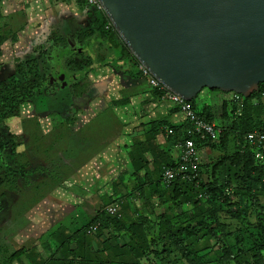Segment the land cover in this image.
<instances>
[{"label": "rangeland", "instance_id": "rangeland-1", "mask_svg": "<svg viewBox=\"0 0 264 264\" xmlns=\"http://www.w3.org/2000/svg\"><path fill=\"white\" fill-rule=\"evenodd\" d=\"M103 31L97 22V12L85 0H0V102L29 87L32 92L15 114L0 125L3 137L14 147L13 154H7L0 166L10 168V172L0 169V264L21 249L37 247V254L44 255L50 251L49 221H58L65 210L66 193L56 181L60 170L68 165L64 160L69 153L74 157L69 161L71 166L79 161L90 170L98 165L96 157L89 156L100 151L97 159L102 157L104 165L112 170L114 154L129 153V157H134L146 153L148 147L157 152L159 133L169 142L173 140L164 129L168 112L161 108L154 90L142 82L135 61L118 60L116 53L102 42L99 33ZM212 104L216 119L222 118L226 123L227 112L233 122L235 115L226 101ZM253 104L264 115V91ZM197 110L204 112L206 106L199 104ZM210 117L214 118L212 114ZM77 120H80L78 128H70ZM224 122L219 125L220 132L222 128L227 130L226 126L221 127ZM235 133L233 128L228 129L215 144L204 146L201 153L214 168L216 181L226 184L223 190L226 196L222 192L215 195L218 201L211 216L218 217L222 226L214 228L211 222L213 230L200 231L196 222L205 219L204 215L210 216L204 202L201 211L193 212L188 205L186 213L178 203H170L163 212L162 196L147 201L144 211L137 202H129L128 213L139 216L130 217L125 227L113 222L99 230L116 234L104 235L103 246L111 241L120 243L113 251L102 249L103 258L119 264L108 256L119 249V253H124L120 257L122 264H190L176 248L166 254L169 256L160 253L163 243L156 239L162 238L166 229L159 219L164 216L172 218L174 227L194 226L199 230L191 238L190 247L197 252L192 259L198 257L205 264H264V180H259L263 174L244 167L246 162L239 159L245 153L243 138ZM90 135L99 137L91 139ZM114 135H117L115 142L110 140ZM213 151L219 153L218 158ZM142 165L141 171L156 170L155 163ZM253 166L264 170V164L259 162ZM207 168L206 184L213 180V171L209 173L211 169ZM248 175L246 190L241 179ZM106 176L109 185L114 182L115 175ZM119 177L118 183L125 176ZM148 178L144 172L137 175V180L146 182ZM238 185L247 193L241 201L235 194ZM196 199L204 201L197 196ZM83 226L84 223L80 229ZM84 245L88 250L81 257L94 260L96 253L89 248L93 247ZM22 260L25 264L30 262Z\"/></svg>", "mask_w": 264, "mask_h": 264}, {"label": "water", "instance_id": "water-1", "mask_svg": "<svg viewBox=\"0 0 264 264\" xmlns=\"http://www.w3.org/2000/svg\"><path fill=\"white\" fill-rule=\"evenodd\" d=\"M119 38L165 88L244 98L264 84V0H99Z\"/></svg>", "mask_w": 264, "mask_h": 264}, {"label": "crops", "instance_id": "crops-1", "mask_svg": "<svg viewBox=\"0 0 264 264\" xmlns=\"http://www.w3.org/2000/svg\"><path fill=\"white\" fill-rule=\"evenodd\" d=\"M141 79L142 82H145V84H147V82L142 77ZM156 97L161 104V108L164 109L165 112H168L165 114V118H166L165 121L167 123V126L164 129L167 128L166 129L167 131L168 130L172 131V133L169 134L171 135L170 137H172L171 139H173L172 142H169L167 138L161 136V133H159L160 135L157 138L159 150H157V152L153 151L152 148L148 147V151L146 153L141 154L142 153L141 152L134 155L135 153L133 152L134 157H129L130 156L129 153L127 155H120V156L114 154L112 158V163L114 164L112 165V170L107 168L106 167L107 165H104L105 161L102 159V157L101 160L100 157H98L99 159H97V156H100L101 154L100 151H98V153L96 154L94 150L95 155L89 156L91 158L96 157L97 160L96 165H98V167L96 168L89 167L90 170L87 169V164L84 165L82 162L80 163L79 161L74 162V166L73 164L71 166V163L69 161L71 159H74V157L70 153L68 154L67 159L64 160L65 161L64 164L65 165L68 164L69 166L67 165L60 170L61 172H59L58 175L59 178L56 182L58 183V186L60 185V187H62L66 193V195L63 197V199L65 200V202L63 203L65 210L63 208L64 214L62 217L58 219V221L53 223L52 221H49L51 222V225L49 226L50 230L48 233L52 235V240L51 242L47 243L50 244V248H49L50 251H48L46 255H48V257L51 258L52 260L51 264H85L86 259L79 257V255L81 256L84 250H88V247L85 246L84 243L91 244L93 248L91 249V247H89L90 250L95 252L96 253L95 258L97 256V258L100 260H101V256L104 254L101 253L102 249L113 251L115 245L120 246V243L116 241L114 242L111 241V243L108 245L107 243H104L105 246H103L102 240L103 238L106 239L104 235L110 234L113 235V237H115L116 235V234L114 235L109 231L104 232V229H103V233H98L96 237L92 236V237L84 238L83 233H79L80 232L79 230L82 231V228L84 230V228L93 220V218L99 212H101L104 207H106L111 203L119 204L120 214L121 217L123 218L122 221L125 223L126 221H128L130 217L136 218L135 216H139L137 214L130 215L128 213L129 202H134V203L137 202L138 206L141 207L142 211H144L146 209V204L148 203L147 201H151L155 196L158 198L162 196L164 198L162 200L165 201L163 203L164 207L160 209H162V211L164 212L166 206L170 205V202L167 201L170 199V193H171L170 190L163 187L161 184L156 185L155 183H153L157 181L156 177L159 178V170L157 171L158 168L157 165H154V167H156V170H152V171L151 169L148 168H145L142 171L140 169L143 167L142 164L145 162L147 164L155 163L159 165L170 162L174 164L179 158L180 155L179 145L183 144L184 133L186 129L189 127V125L186 124V121L184 120L183 116L175 108H173V106L162 100L157 95ZM214 101L220 102L221 104L222 102L226 101V103L229 106L235 103L233 102V96L231 93L226 94V93L204 89L198 95L196 102L197 106H199V104L205 105L208 115L212 114L214 116V118H212L214 122L213 124L216 126L218 125L219 127L220 123L224 122V120H222V118H220L219 120L216 119L215 112H212L213 111L212 103ZM50 109L51 108H48V110ZM229 116L230 113L226 117V123L224 122L225 125H222L221 127L226 126V128H229L231 124V119ZM79 123L80 120H77L74 126L70 128L72 129L78 128ZM116 128L118 129V127ZM89 132H91V130ZM116 134H118V132ZM65 136L66 135H64V139L66 138ZM88 137L91 139H96V138L98 139L99 136L90 135ZM116 138L117 135H114L110 140L115 142ZM67 140L68 138L66 139V141ZM203 148L204 146H199L198 149V158H199L198 167L201 166L203 168L202 173H200V177L204 182V180L207 181L206 178H208L209 176V174H204V169H206L207 166H209L207 169H211L209 172L211 173L212 171L214 172L213 170L214 168L211 166L210 161L202 158L201 153H204L205 151L203 150ZM214 152L217 151H213V153ZM140 154L141 156L139 157L138 155ZM214 155H216V158L219 157L218 152ZM114 162L117 164H115ZM156 162H160V163H156ZM142 172H144L145 174H147V176H149L146 182L140 179L137 180V175L142 174ZM105 173L106 175L107 174H111V176L115 175L114 182L110 183V185L106 182L107 176L105 175ZM119 175H124L125 177L121 180L122 182L118 183L117 180L118 181L120 180ZM133 175H136V177L135 176L134 178L131 177ZM116 200L118 202H116ZM133 206L136 207L135 205ZM155 210L157 212V208ZM134 211L135 213H137V210H135V208ZM49 222L48 221L46 222L47 226L48 224H50ZM83 223L84 226L80 229V226ZM62 237H69L67 238L69 240H66L64 248L60 247L61 244L63 245V243L55 239ZM39 248L42 249V247ZM115 251L116 252H111L108 256L112 258L114 257L116 259L115 261H117V263H120L121 262L120 257L124 255V253L123 252L119 253V249H115ZM98 252L100 254H98ZM38 255H44V254L38 252ZM87 259L91 260V257H88ZM106 259L105 261H107Z\"/></svg>", "mask_w": 264, "mask_h": 264}, {"label": "trees", "instance_id": "trees-1", "mask_svg": "<svg viewBox=\"0 0 264 264\" xmlns=\"http://www.w3.org/2000/svg\"><path fill=\"white\" fill-rule=\"evenodd\" d=\"M97 22H98L99 27H102V29H104L103 32L99 33L100 39L102 40L103 43H105L109 47V50L112 53H116L117 59L120 61H129V62L135 61L137 63L135 58L131 55V53L129 52L127 47L123 44L122 40L119 38L116 31L113 28H109L107 30L105 29V26L108 23V20L102 13L97 12ZM29 89H31V87H29L27 90L23 89L24 91H27V92H24L22 90L18 94L9 95L8 97H6L5 101L3 103L0 102L1 103L0 104V125L4 122V120L10 118L11 116H13L15 114L17 107L23 101H25L26 99H29L32 96V92H29ZM212 91L220 92L217 90H212ZM263 91H264V84H260L258 87V90L251 93L248 98L240 97L241 102H242L241 108H239V105H237V104H233V105L231 104L229 106L226 103V106H229L230 109L232 110V113H234L235 118H234L233 122H231V125L229 126V128H227V130L225 128H222V131L220 133V134L226 135V131L228 132V129L233 128L234 131L236 132L235 135H242V138H243L242 142L244 145L243 147L245 148L244 149L245 153L239 159L244 160L243 161L244 163L246 162L244 167H247L249 170H253L260 175L263 174L262 178H260L259 180H264V177H263L264 176V170L263 169L258 170L256 168H254L255 166H253V165L255 163H258V162L261 164H264V150L263 149L261 150L262 155H263L262 161L261 160L258 161V159L255 158L256 149H255V147H252L247 143L246 134L252 133L254 131H264V115H263V112H261V109L257 110L256 106L253 104V101L259 99L260 94L263 93ZM154 92L158 97L161 96V93L159 91L154 90ZM197 97L194 100L189 102L193 111L195 112V114L198 117H200L204 121H206L208 123H213V119L210 117V115L208 116V114L206 113L207 111H204V112L201 111V113H202L201 114L197 110V103H196ZM222 109H223V107H222ZM176 110L179 112V109L176 108ZM226 110H228V107H226ZM236 111L239 112V114L242 113L240 115V117L237 116L239 114L238 113L236 114L235 113ZM226 114L228 115L227 112H226ZM230 116H231V114H230ZM186 124H188V123L186 122ZM217 128L219 129V127H217ZM185 135H186V133H185ZM192 139L196 143V146L198 147V149H199V146L210 147L213 144H215V143L207 144V143L201 142L200 140H198V138H196V136L192 137ZM13 149H14V147L12 146L11 142L8 139H5L3 137V134L0 132V166L3 164V162L5 160L4 157L7 154H13V152H14ZM246 159H247V161H246ZM156 163H160V162H156ZM156 165L158 167L157 171L159 170V178L156 177L157 181H155L153 183H155L156 185L161 184L162 186H164L165 188L170 190V192H171L170 193V199L167 201H169L172 204L174 203V205H176L177 203H178V205L181 204V206H182L181 208L184 209V211H185V212L183 211L184 213H186V211H187L186 206H188V205H190L192 207L193 212H195L198 209H199V211H201L200 206L204 202V203L208 204V208L206 209V212H208V214L210 216L206 217V215H204L203 217H205V219L202 218V219L198 220L199 222H196V223H198V225H200V227H199L200 231L203 232L206 229L213 230V226L211 225L213 222H214V228H218V227L222 226L219 222L218 217H211V216H212V212H214V209H216L214 207V203H216L218 201L215 195H216V193L218 194L219 192H222L226 196L225 191H223L224 188L226 187V184L222 185L220 183V181H218V180L216 181L217 178L213 177L214 172L211 173V177L213 178V180L208 182L207 184L205 182H203L202 178L200 177V173H202L203 168L201 166H199L198 167L199 176L197 177L196 180H194L190 183L182 182L180 180H175L170 185H166V184H163V182L161 180L162 174H163V168L173 166L174 164L172 162H170V163H166V164H162V165H159V164H156ZM1 168H4V171L10 172V168H8V167H0V169ZM249 170H247V171H249ZM250 175H248L247 177H243V179H241V185H243V187L246 190H248V185L246 184L247 183L246 179ZM245 189L241 188L240 185H238L236 190H235V194L241 197L240 201L243 199V196L245 194H247ZM227 193L229 194L230 191L228 190ZM199 195H201L200 199H203L204 201L196 199V196L199 197ZM116 202H118V201L116 200ZM216 212H219V210H216ZM184 213H181V214H184ZM201 213L202 212H199V214H201ZM122 219L123 218L121 216L119 218L118 217H114V218L112 217L111 218L110 216L106 215L103 211H101L84 228V230H82L83 235H84L83 237L88 238V237L93 236V235H87L86 234L88 228L90 226H93V225L99 226L97 231H96L98 233H100L99 230H101V228H107L108 224L113 223V222L117 223V225L119 224L120 226L125 227L124 226L125 222H123ZM159 219H161L160 221H163L162 227L163 228L166 227V229L163 231L164 234L162 235V238L158 237L156 239L158 242L163 243V249L160 252L161 254H164L165 256H169L166 254L173 252L172 249L176 248L177 251H179V253L181 254V257L185 258V259L187 258L188 259L187 262H190V264H205L203 262V260L202 259L200 260L198 257L193 258V259L191 258V256H194V254L196 255V253H197L190 246H192L191 245V241L193 239L192 235L195 233V230H198V229H195L194 226H191L190 229H189V227L183 228L182 226L174 227L172 218L170 220H168L164 216H161ZM188 229H189V231H188ZM96 232H95V234H96ZM61 233H62V231H61ZM203 236H205V235H203ZM67 238H69V237H62V238H57V239L55 238V239L58 240L59 242L63 243V245L61 244L60 247L64 248L66 240H69ZM157 244L158 243L156 242V247H157ZM25 250H28V251H25ZM36 250H37V247L31 248V249L18 250L16 252H14L8 258V260L6 261L5 264H13V261H16V260H18L19 264H25L24 260H22V258L30 260L29 264H35L38 262H41V264H51L52 260L50 257H48L46 255H38L36 253ZM79 257H81V256L79 255ZM81 258H83V257H81ZM87 258L85 257V259H87ZM105 259L103 258V256H101V260L98 258H94V260H93L91 258V260L90 259L86 260L85 264H114V262H112L110 259H108V260L106 259L107 261H105ZM119 264H122V263L120 262Z\"/></svg>", "mask_w": 264, "mask_h": 264}, {"label": "built area", "instance_id": "built-area-1", "mask_svg": "<svg viewBox=\"0 0 264 264\" xmlns=\"http://www.w3.org/2000/svg\"><path fill=\"white\" fill-rule=\"evenodd\" d=\"M87 4L92 6L96 12L102 13L106 18L103 7L99 0H85ZM108 20V18H107ZM113 28L112 24L108 20L105 29ZM114 29V28H113ZM115 30V29H114ZM137 64V69L140 76L147 82L148 86L153 90H157L161 93L160 98L165 102L169 103L174 108L179 109V113L183 116L184 120L189 124L183 137V144L179 145L180 155L178 160L173 166L164 167L162 174L163 184L170 185L175 180H180L182 182L190 183L197 179L198 173V147L192 139L196 136L201 142L210 144L216 142L220 136V130L213 123H208L198 117L193 111L191 105L188 101L182 99L181 97L175 95L163 85H161L150 73L142 66L140 63ZM233 96V102L242 107L241 98L239 95L231 93ZM171 134L172 131L168 130ZM247 143L255 147V158L262 160V149L264 150V131H254L252 133L246 134ZM201 195H199V198ZM103 212L113 217H120V207L118 203H111L104 207ZM98 225L90 226L86 232L87 235H94L98 229Z\"/></svg>", "mask_w": 264, "mask_h": 264}]
</instances>
